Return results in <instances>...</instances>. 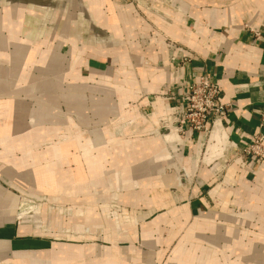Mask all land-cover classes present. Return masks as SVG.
<instances>
[{
    "label": "crops",
    "instance_id": "1",
    "mask_svg": "<svg viewBox=\"0 0 264 264\" xmlns=\"http://www.w3.org/2000/svg\"><path fill=\"white\" fill-rule=\"evenodd\" d=\"M204 73L227 114L164 136ZM263 115L264 0H0V264H264L216 199L264 201Z\"/></svg>",
    "mask_w": 264,
    "mask_h": 264
},
{
    "label": "built area",
    "instance_id": "2",
    "mask_svg": "<svg viewBox=\"0 0 264 264\" xmlns=\"http://www.w3.org/2000/svg\"><path fill=\"white\" fill-rule=\"evenodd\" d=\"M229 105L221 99V88L208 73L200 75L198 81L189 86L186 95V106L177 113L174 121L164 120L165 124L177 123L179 133L210 132V121L223 118L227 114ZM264 121V115H263ZM249 154L264 155V135L257 136L252 145L245 149ZM256 156V157H257Z\"/></svg>",
    "mask_w": 264,
    "mask_h": 264
},
{
    "label": "rangeland",
    "instance_id": "3",
    "mask_svg": "<svg viewBox=\"0 0 264 264\" xmlns=\"http://www.w3.org/2000/svg\"><path fill=\"white\" fill-rule=\"evenodd\" d=\"M181 136H184V134L179 133ZM176 140L179 139L178 135L176 133ZM167 140L169 141V139L167 138ZM171 142V141H170ZM264 154V153H263ZM254 155L257 156V154H249L247 152L240 151V155ZM258 160L260 161H264V155L261 156H257ZM228 161H225L222 163V170L224 171V169L229 168L230 165H228ZM227 166V167H226ZM225 175V174H224ZM223 175V176H224ZM222 176L221 179H219V183L223 182V186L226 185V183H229L226 178H224ZM245 182V181H244ZM244 182H239L237 183V185L239 186V188L243 189V191H245V189H247L246 186H244ZM244 183V184H243ZM236 186V184H235ZM242 186V187H241ZM252 188H254V185L251 186ZM254 195H235V196H222L220 199L219 197H216L217 199V203H232L237 205V209L233 210L234 214L237 213L239 214V216H230L235 220H232V226L224 228L222 230L226 231L227 233V237L228 239H232L234 242L237 240H242L244 241L245 244V248H247L246 250H248V255L252 257V255H262V251L261 248L264 245V235L262 233H264V208H258L259 210H252V206L253 204H256L257 206L260 205H264V201L263 200H259L257 198H252ZM255 197V196H254ZM27 200V197H26ZM41 204V203H40ZM42 207V206H41ZM232 208H235V206L233 205ZM248 208V209H247ZM251 209V210H250ZM40 213V212H39ZM248 213V214H247ZM31 219H35V212H31ZM55 213H53L54 215ZM59 214V213H57ZM40 215V214H39ZM62 217L64 218H70V213L63 211L62 213ZM229 218V217H228ZM239 220L238 223H236L235 221ZM188 229H184L183 232H185ZM187 232V231H186ZM187 233H183L180 237L177 238V242L171 246V248H175L174 246H176V244L181 241L182 239L185 238V235ZM237 238V239H235ZM223 240V239H222ZM225 240V238H224ZM227 243H223V245H225ZM264 250V247H263ZM262 256H258V258H256L259 261H263L262 259H259ZM240 258V257H239ZM241 264V263H239Z\"/></svg>",
    "mask_w": 264,
    "mask_h": 264
},
{
    "label": "water",
    "instance_id": "4",
    "mask_svg": "<svg viewBox=\"0 0 264 264\" xmlns=\"http://www.w3.org/2000/svg\"><path fill=\"white\" fill-rule=\"evenodd\" d=\"M169 129V127H168ZM170 130V129H169ZM168 132V130H167ZM31 199H34L36 202H43V201H47L48 197L47 196H37V197H31Z\"/></svg>",
    "mask_w": 264,
    "mask_h": 264
},
{
    "label": "bare ground",
    "instance_id": "5",
    "mask_svg": "<svg viewBox=\"0 0 264 264\" xmlns=\"http://www.w3.org/2000/svg\"><path fill=\"white\" fill-rule=\"evenodd\" d=\"M175 129H176V128L174 127V128H172V129H170V131L164 133L163 135L166 136V135L170 134V133H171L173 130H175Z\"/></svg>",
    "mask_w": 264,
    "mask_h": 264
}]
</instances>
